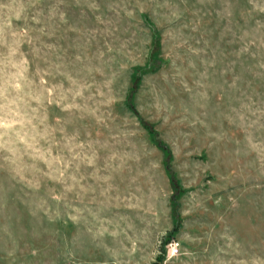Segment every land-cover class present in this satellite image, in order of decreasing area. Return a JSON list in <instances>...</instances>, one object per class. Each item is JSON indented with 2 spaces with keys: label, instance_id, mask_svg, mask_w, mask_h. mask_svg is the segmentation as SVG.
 <instances>
[{
  "label": "rangeland",
  "instance_id": "374dc122",
  "mask_svg": "<svg viewBox=\"0 0 264 264\" xmlns=\"http://www.w3.org/2000/svg\"><path fill=\"white\" fill-rule=\"evenodd\" d=\"M164 236L162 264H264V0H0V264Z\"/></svg>",
  "mask_w": 264,
  "mask_h": 264
},
{
  "label": "trees",
  "instance_id": "16d2710c",
  "mask_svg": "<svg viewBox=\"0 0 264 264\" xmlns=\"http://www.w3.org/2000/svg\"><path fill=\"white\" fill-rule=\"evenodd\" d=\"M147 26L150 27V29L152 30V33H153V39H158V31L156 29L155 26H153V24L147 22ZM149 58H148V61H147V65H146V70L148 69H151L152 67V63H153V60H155V57L157 56V51L156 52H152L150 50V53H149ZM170 239H168L166 236L163 237L162 239V246H161V252H160V255L158 256L157 260L154 261L152 264H162L163 262V256H164V252L166 251V244L169 243Z\"/></svg>",
  "mask_w": 264,
  "mask_h": 264
},
{
  "label": "built area",
  "instance_id": "2783aa9c",
  "mask_svg": "<svg viewBox=\"0 0 264 264\" xmlns=\"http://www.w3.org/2000/svg\"><path fill=\"white\" fill-rule=\"evenodd\" d=\"M179 242L171 240L166 244V256L171 257L175 256L178 253Z\"/></svg>",
  "mask_w": 264,
  "mask_h": 264
}]
</instances>
